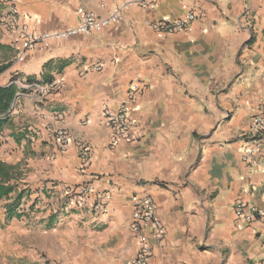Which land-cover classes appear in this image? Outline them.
I'll return each mask as SVG.
<instances>
[{
    "label": "crops",
    "instance_id": "obj_1",
    "mask_svg": "<svg viewBox=\"0 0 264 264\" xmlns=\"http://www.w3.org/2000/svg\"><path fill=\"white\" fill-rule=\"evenodd\" d=\"M121 1L0 0V44L9 50L0 85L17 88L0 161L21 171L0 198V264H127L138 249L130 229L137 194L153 198L165 230L147 264H264V224L239 227L233 211L238 200L264 203V146L257 168L241 156L264 98V0L131 6L100 32L36 45L24 57L19 29L4 23L13 6L18 27L56 30L77 23L78 7L106 16ZM190 10L203 17L187 31L161 36L151 26ZM52 81L58 87L43 94ZM134 86L141 135L111 147L101 111ZM51 129L74 141L57 150ZM75 140L90 147L85 168ZM85 183L109 193L106 212L65 208L64 187ZM21 188V216L6 220L5 206Z\"/></svg>",
    "mask_w": 264,
    "mask_h": 264
},
{
    "label": "built area",
    "instance_id": "obj_2",
    "mask_svg": "<svg viewBox=\"0 0 264 264\" xmlns=\"http://www.w3.org/2000/svg\"><path fill=\"white\" fill-rule=\"evenodd\" d=\"M12 1V0H8ZM159 0H122L115 4L106 16H98L94 12L83 7L76 9L78 21L75 25L64 26L56 30L35 33L26 26L17 25V10L11 7L8 21L4 22L8 29H19L18 57H24L28 50L36 45L41 48L49 46L55 39L70 37L77 34L89 35L100 32L106 26L115 24L122 19L125 9L138 6L142 9L155 8ZM203 17L202 12L188 11L183 17L171 19L161 18L152 23L153 29L165 36L167 34L187 31L195 20ZM93 68L100 69V64H94ZM58 82L52 81L41 87V92L47 94L58 87ZM138 95L137 87H131L118 105L112 109L104 106L101 117L108 131V144L115 146L120 142L131 143L139 139L141 130L138 121L132 116L133 102ZM57 150H65L74 140L65 129H51ZM241 148L242 159L250 168H257V154L264 146V98L258 106V112L249 120L247 132L243 135ZM77 155L81 168H85L90 159V147L82 140H75ZM65 208L67 210L90 209L93 213L107 211L109 193L106 190L93 191L90 184L70 185L63 189ZM264 200V194H263ZM130 229L138 241V249L135 256L127 264H147L152 253V243L163 240L164 226L156 214V204L149 194H137L131 199ZM20 209V207H19ZM21 210V209H20ZM233 211L239 227L249 224L255 219L264 224V203L261 206L249 204L242 200L235 202Z\"/></svg>",
    "mask_w": 264,
    "mask_h": 264
},
{
    "label": "trees",
    "instance_id": "obj_3",
    "mask_svg": "<svg viewBox=\"0 0 264 264\" xmlns=\"http://www.w3.org/2000/svg\"><path fill=\"white\" fill-rule=\"evenodd\" d=\"M0 49L8 50L7 46L0 44ZM9 62L6 58L0 59V74L8 67ZM17 88L15 84L0 85V147L4 141L5 130L11 123V111L13 101L16 97ZM21 176L18 164H9L0 161V198L8 197L16 187L15 181ZM25 189L21 188L16 192L13 200L8 203L6 208V220L12 217H20L21 214L16 211L24 196Z\"/></svg>",
    "mask_w": 264,
    "mask_h": 264
},
{
    "label": "rangeland",
    "instance_id": "obj_4",
    "mask_svg": "<svg viewBox=\"0 0 264 264\" xmlns=\"http://www.w3.org/2000/svg\"><path fill=\"white\" fill-rule=\"evenodd\" d=\"M8 56H9V50L0 49V59L3 58L8 59ZM10 130H11V124H9L5 130L6 136L9 134Z\"/></svg>",
    "mask_w": 264,
    "mask_h": 264
}]
</instances>
